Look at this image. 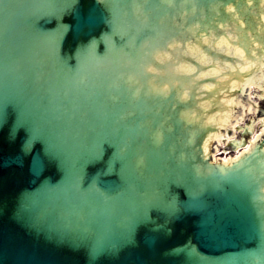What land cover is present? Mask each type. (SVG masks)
Returning <instances> with one entry per match:
<instances>
[{"label":"water","instance_id":"1","mask_svg":"<svg viewBox=\"0 0 264 264\" xmlns=\"http://www.w3.org/2000/svg\"><path fill=\"white\" fill-rule=\"evenodd\" d=\"M263 69L264 0H0V264H264Z\"/></svg>","mask_w":264,"mask_h":264},{"label":"rangeland","instance_id":"2","mask_svg":"<svg viewBox=\"0 0 264 264\" xmlns=\"http://www.w3.org/2000/svg\"><path fill=\"white\" fill-rule=\"evenodd\" d=\"M236 125L239 127L236 128ZM261 126H262V123L260 122L251 123L250 125H248L245 121H241V122H236L234 124V126L232 127V130L235 131L236 133L234 136H230L227 138L228 141L230 140L229 142L234 144V147L232 148V152L234 153V156L238 155L237 152L241 151L240 149H243L244 147L249 145V142H246L244 145L240 147V145L243 143V136L241 133L245 132V130H249L250 131L249 138L253 140L257 136L258 132L261 130ZM218 140L220 141V139ZM226 145L227 144L225 142L222 144L223 147L220 149V152L223 151L224 154H226L227 152H230V149L225 148Z\"/></svg>","mask_w":264,"mask_h":264}]
</instances>
